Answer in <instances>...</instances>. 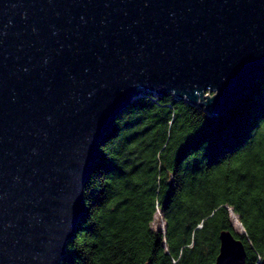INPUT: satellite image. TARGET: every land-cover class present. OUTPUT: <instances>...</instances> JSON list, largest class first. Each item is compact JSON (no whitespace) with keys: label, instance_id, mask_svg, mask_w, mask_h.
Returning a JSON list of instances; mask_svg holds the SVG:
<instances>
[{"label":"water","instance_id":"water-1","mask_svg":"<svg viewBox=\"0 0 264 264\" xmlns=\"http://www.w3.org/2000/svg\"><path fill=\"white\" fill-rule=\"evenodd\" d=\"M263 73L264 0H0V264H62L138 89L219 115ZM218 236L213 264H244Z\"/></svg>","mask_w":264,"mask_h":264},{"label":"trees","instance_id":"trees-1","mask_svg":"<svg viewBox=\"0 0 264 264\" xmlns=\"http://www.w3.org/2000/svg\"><path fill=\"white\" fill-rule=\"evenodd\" d=\"M137 93L99 143L62 264H213L221 230L264 264V73L219 115Z\"/></svg>","mask_w":264,"mask_h":264},{"label":"rangeland","instance_id":"rangeland-1","mask_svg":"<svg viewBox=\"0 0 264 264\" xmlns=\"http://www.w3.org/2000/svg\"><path fill=\"white\" fill-rule=\"evenodd\" d=\"M229 217L231 219V223H232L234 229L238 232L243 231V227L238 222L236 215L231 212V209H229ZM151 225L154 228L160 227L161 229H163V227H164V222H163V220L160 216V212L158 210H156V212L154 214V218H153V221L151 222Z\"/></svg>","mask_w":264,"mask_h":264},{"label":"built area","instance_id":"built-area-1","mask_svg":"<svg viewBox=\"0 0 264 264\" xmlns=\"http://www.w3.org/2000/svg\"><path fill=\"white\" fill-rule=\"evenodd\" d=\"M139 94V93H138ZM155 95V93H153Z\"/></svg>","mask_w":264,"mask_h":264}]
</instances>
